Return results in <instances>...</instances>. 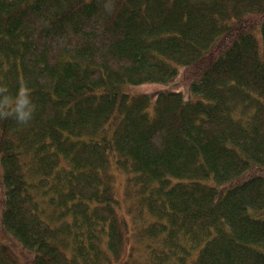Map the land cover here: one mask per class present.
<instances>
[{"label":"trees","instance_id":"obj_1","mask_svg":"<svg viewBox=\"0 0 264 264\" xmlns=\"http://www.w3.org/2000/svg\"><path fill=\"white\" fill-rule=\"evenodd\" d=\"M181 67L190 100L123 92ZM22 82L0 264H264V0H0V86Z\"/></svg>","mask_w":264,"mask_h":264},{"label":"clouds","instance_id":"obj_2","mask_svg":"<svg viewBox=\"0 0 264 264\" xmlns=\"http://www.w3.org/2000/svg\"><path fill=\"white\" fill-rule=\"evenodd\" d=\"M36 105L32 103L30 89L22 82L13 97L8 94L6 85L0 86V119L13 117L18 123L26 125L33 119Z\"/></svg>","mask_w":264,"mask_h":264},{"label":"rangeland","instance_id":"obj_3","mask_svg":"<svg viewBox=\"0 0 264 264\" xmlns=\"http://www.w3.org/2000/svg\"><path fill=\"white\" fill-rule=\"evenodd\" d=\"M178 74L171 79H168L166 82L151 83L147 82L146 84H136V85H127L124 89V93L137 94L145 93L150 94L155 97L160 92L177 91L182 92L186 100H190L193 96L191 91H189V85L185 83L184 79L187 77V70L181 67L178 69ZM0 238L2 239V233H0ZM10 239V238H9ZM13 249L20 250L21 244L19 241L14 238V240L4 239Z\"/></svg>","mask_w":264,"mask_h":264}]
</instances>
